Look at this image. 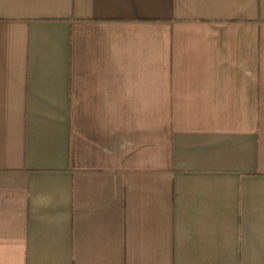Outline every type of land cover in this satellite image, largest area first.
Returning a JSON list of instances; mask_svg holds the SVG:
<instances>
[{
	"label": "crops",
	"instance_id": "1",
	"mask_svg": "<svg viewBox=\"0 0 264 264\" xmlns=\"http://www.w3.org/2000/svg\"><path fill=\"white\" fill-rule=\"evenodd\" d=\"M0 264H264V0H0Z\"/></svg>",
	"mask_w": 264,
	"mask_h": 264
}]
</instances>
